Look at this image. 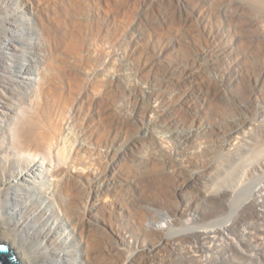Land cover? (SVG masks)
I'll return each mask as SVG.
<instances>
[{
	"label": "bare ground",
	"instance_id": "obj_1",
	"mask_svg": "<svg viewBox=\"0 0 264 264\" xmlns=\"http://www.w3.org/2000/svg\"><path fill=\"white\" fill-rule=\"evenodd\" d=\"M71 1L0 0V243L13 250L20 264H264V211L259 208L264 205L254 199L256 184L253 182L247 191L239 193L223 184L242 161L256 157L264 150V124L254 123L255 130L249 128L247 131L244 130V120L236 122L233 119L230 123L226 117L215 116L209 124L216 130H211L212 126H209L210 131L201 136L198 146H195V136L187 129L194 123L192 119H201L195 112L206 110L203 104L207 98L215 111L221 112L222 99L216 93V87L219 89L220 83L225 94V74L231 70L220 68L224 61L220 65L218 62L227 59L233 63L237 58L232 44H229L232 49L226 45L222 50L215 48L218 46L215 40L224 35L217 34L218 31L211 32L209 28L211 22L217 26L221 11L215 9L213 16L216 17L211 21L212 8L207 7L210 11L206 12V6L201 1L197 16L190 15L192 19L185 18L184 23L189 28L191 25H202V29L197 26L198 33H193L194 29H191L193 35L179 34L189 44L177 38V42H173L172 39L148 56L157 54L158 59H166L169 63L168 70L158 69L162 74L160 78L157 76L155 83L159 87L168 85L171 90L177 87L182 91L175 89L173 93H166L164 88L161 92L158 86V89L153 86V91L150 90L147 95L143 89L141 97L134 94L132 102H142L144 96L148 101L151 99L153 104L151 107L149 103L148 108L155 113L150 119L152 128L162 132L159 135L161 138L152 136L155 137L152 141L161 145L163 137L168 136L175 139L174 144L179 149L150 153L145 163L140 164L141 167L127 168L123 172L119 169L122 168L120 161L132 156L138 145L132 132L131 141L128 139L130 142L124 147L118 146V149L115 147L107 152L111 161L101 170L89 161L91 156L88 155L87 160L86 153L92 151L90 147L72 143L68 135L71 132L65 128L66 123L70 122L67 125L69 128L72 121H64L61 109L70 103L72 94L81 89L80 81L71 74L72 70L68 72L74 79L71 80L72 85L68 84L72 87H68L70 90L63 95L58 82L61 74L54 63L59 49L76 52L81 45L79 34L82 25L74 18L68 19V22L62 18L66 16L62 11L66 8L64 3ZM73 1L74 10H80V0ZM96 1H92L97 5L94 7L96 13H99L98 8L108 11L121 23L130 22L139 7L135 0H102L103 6H98ZM153 1L157 5L164 0ZM188 1L191 0H178L176 7L184 9ZM233 1L240 7V14L244 11L258 23L264 21V0ZM155 16L151 14V24L160 35L164 32V23L154 21ZM236 18L237 21L241 17ZM181 22L173 16L165 24L167 28H174ZM142 35H128L133 56H145ZM251 42L240 39V46L264 55V39L254 38ZM48 57L53 61L50 67L44 63ZM194 58L205 60L206 68L202 66L196 70L188 65ZM263 69L259 68L258 76L252 78L255 85L260 82L264 85ZM211 81L215 84L214 90L210 88ZM99 87L92 84L83 93L87 98L90 91L98 92ZM201 89L202 92L198 91ZM85 104L87 108L90 106L88 99ZM95 104L97 114L108 105L101 97ZM119 114L117 111V123L120 117L126 122L134 117L131 111ZM206 114L204 112L203 117H207ZM102 116L104 121L95 132L85 127L83 135L88 144L101 145L100 138L109 129V122L105 120L107 117ZM220 152L225 155L223 159L227 164L220 161ZM174 153L180 157L174 155L178 157L174 158ZM262 165L264 168V162ZM142 174L148 175L140 177ZM137 181L145 199H134L130 205L102 201V197L106 199L109 193L119 192L121 186ZM123 207H126L125 212ZM139 208H145L146 212ZM96 212L100 218L93 222L91 215H96ZM150 213L161 217L156 216L159 220L149 222ZM124 216L129 219L125 222L131 223L134 229H125L127 226L119 222ZM241 227L244 229H239ZM221 238L226 243L215 244ZM211 242L213 245H210ZM250 251L256 253L251 259L248 257ZM206 252H211L210 257H206Z\"/></svg>",
	"mask_w": 264,
	"mask_h": 264
},
{
	"label": "rangeland",
	"instance_id": "obj_2",
	"mask_svg": "<svg viewBox=\"0 0 264 264\" xmlns=\"http://www.w3.org/2000/svg\"><path fill=\"white\" fill-rule=\"evenodd\" d=\"M72 1L64 3V6L66 8H64L62 11H64L66 16L64 15V16H62V18L64 17L63 19H65V21H67V22L71 18H74L76 21H78L82 25V30L79 34V39H80L81 45H80V48H78V50L76 52L65 51L62 48L59 49V51L57 52L54 63H55V65H57L56 67L58 68V72L61 74V75L59 74L60 76L58 78V82H59L60 87H62V89H61L62 93L63 92L65 93V94L63 93V95H66L67 92L70 90V88H69V90L67 88L72 87V86H70L68 84L72 85V81L74 80L73 77L70 78L71 75H68L69 71L73 70L72 72H74V74L72 72H71V74L76 75V79H78V82L80 81L79 85H80L81 89L78 88V90H76L72 94V99H71L70 103L68 102L66 105H64L65 108H62L63 110L61 109V111H62V116L64 118V121L67 120L65 122L72 121L71 126L69 127L70 129L67 126V125H69L70 122L68 124L66 123V125H65V128H67L66 131L69 132V130H70V132H71L69 134L67 133L68 135H70L69 139L71 141H73L72 143H74L77 146H78V144H79V146L81 144L82 147H83V145L84 146L88 145V147H90V150H92L93 152L88 151L90 154L86 153V157L88 155H89V157L91 156L89 158L90 160L88 159V157H87V160H89L94 167H96L98 169L101 168V170H102V167L105 166L106 164H109L110 163L109 161H111L110 157L106 155L107 152L110 150H113L115 147L118 149V146H120L121 148L124 147L127 142L131 141L132 136L138 145H137V148L133 150L134 152H133L132 156L126 157L120 161L119 165H121L122 168L120 167L119 169H122L123 172L127 168L133 169V168L138 167V166L141 167L140 164L142 165L143 163H145L146 159L150 156V153H155V152H157V153L162 152L163 153L164 150L165 151L170 150L171 148H172V152H174L176 149H179V147H177L174 144L175 139L168 137V136H166V137L164 135H163L164 137L162 136L163 139H162L161 145H159L157 143L155 144L153 142L156 135L158 137H160L162 135V132H160V130L152 128V121H151L152 119L151 118H153L155 113H154V111L149 110L148 105L150 103V106H151L153 104V102L150 101L151 99L148 101L146 96H144L145 99L143 98L144 100H142L143 103L141 102V100H139V103H137V100L132 102V99L135 98L136 94L137 95L140 94L139 97H141V90L142 89L144 91V94L147 95V93L150 90L154 89L153 86H155L156 89L160 88L159 90L161 92H163L162 90L165 89L166 91L164 90V92H166V93H171V92L173 93L172 90H175V89L178 92L182 91V89L180 90V88H177V87H175L171 90V86L168 87V85L167 86L161 85L162 87L161 86L159 87V84L155 83L156 80L158 79V77L159 76L161 77V74H162V72L159 71L158 69L163 68L165 70H168L167 67H168L169 63L167 62L166 59H163V58L158 59L157 54L151 55V57H148V56L154 50H156L158 48H162V45L170 43V41L172 39H173V42H177V40H176V38H177L180 42H182L186 45L189 44V42L186 43L187 39L185 38L186 39L185 40L184 37H181V35H179V34H182L183 36L193 35V33H198V29L199 30L202 29V27H201L202 25H196V26L191 25L192 27L190 26V28H189V26L184 23L186 21V19L188 20L192 15L197 16L196 12H198V7H199L200 3H202V2L206 6V10H205L206 12L210 11V8H212V10L210 11V20L211 21H214V19H215L214 17H216V16H213L215 11L216 10L221 11L220 15L219 14H217V15H219L222 20L219 17H217L219 23L217 22V26H216V25L212 24V22H211L209 29L211 32L215 31L214 33H217V31H218L217 34L224 35V36H220L221 37L220 40L219 39L215 40V42H217L218 46H216L215 42H212V44L215 43V46H216L215 48H217V49L220 48V50L226 48V46H228L229 48L232 47L233 50L235 49V52H236L238 59L236 58L233 61V63H231L232 61L229 63L227 61V59L226 60L221 59V61H220L221 63L218 62V64L220 65L224 61V63L222 64L223 66L220 65V68L223 69V67H224V69H225V67H227L231 70L230 72L228 71L225 74L226 75V87H225V94L226 95L222 93L224 91L222 90L220 83H219L220 86L218 85L220 90L216 87V90H217L216 93H218L219 96L221 95L220 98L222 99V105L223 106H222L221 112H216L214 106L209 101H207L208 100V98H207L203 104V106L205 105L204 109H206V110L195 112V115L199 116L201 119H199V120H198V118L192 119L194 123H192L191 126H193V127L190 126L189 128H187L196 138L195 146H198L197 144L200 142L201 136L210 131L209 126H212L211 130H213V129L216 130L215 126H213L212 124H209L210 119L213 120V117L215 119V116L219 117V118L226 117L229 121H231L230 123L233 122V119H235L236 122H241L242 120H244V125H246V126H244V130H247V131L249 130V128H251V129L254 128V125H255L254 123H256L258 125L264 124V85H262L261 82L258 83L259 85L258 84L255 85V83L252 81L253 77L258 76L259 68L260 69L264 68V55H262L260 52L253 53L250 49L247 50V48L240 46V39L244 40V38H245L249 43H252L251 40L254 38H258V39L263 38L264 39V25H263L264 21H262V23H261L262 25H261L260 23H258V21H256L257 19H255V20L252 19L253 17L251 18L250 15L246 14L247 12L244 13V11L241 9L240 10L243 11V13L240 14V11H239L240 7H238L236 4H233L232 3V2H234L233 0H231V1L230 0H191L190 2L192 4H190V2L188 1L187 5L184 8L186 10H184L183 8H177L176 7L178 0H164V1L159 2L157 5L155 4V1H153V0H135V2L138 3L139 7L135 11V13L133 14L132 20L128 23H126V22L121 23L120 20H116L115 18H112V15L110 14V12L100 11V8H98L99 13H96L94 7H96L97 5L95 6V4L92 3L93 0H80V5H81L80 10H77V9L74 10V3H73L74 1L73 2ZM152 1L154 3H152ZM115 2L116 1L111 2L109 4V6H112L113 3H115ZM96 4H98V6L105 5L102 0H97ZM75 5H76V3H75ZM234 5L236 7H234ZM207 7H210V8H207ZM222 9L223 10L225 9V10L223 11ZM187 10H188V12H187L188 15H187V13H185ZM112 11H113V9H112ZM225 11H227V12H225ZM230 11H231V13H229ZM232 11L234 13H236V15L235 14L233 15ZM203 12H204V10H203ZM206 12H204L203 14H205ZM237 13L239 15H241L240 16L241 18L244 17V18H242L243 20L237 15ZM151 14L154 16L157 15V16L153 17L154 21H157V22L160 21L161 24L164 23L162 25L164 32H162V34H160V35H158L157 32L154 31V27H152V24H151L152 21L150 20ZM185 15L188 16V18ZM229 15L231 17H229ZM173 16H174V18L180 19V21H182L181 24H183V23L184 24L183 25L180 24V26L174 27V28H167L165 21L167 22L169 19H171V17L173 18ZM204 16L205 15H203V17ZM236 17H238V19L240 18L241 20L239 19L236 21V19H237ZM155 18L158 20H155ZM250 18H251L252 22L250 21ZM184 19H185V21H184ZM190 19H192V18H190ZM224 19H226V20H224ZM230 20L232 21V23ZM245 20H246V22H245ZM239 21H241V22H239ZM242 21L245 23H243ZM253 21L256 23L255 25H254ZM237 22H239V23L237 24ZM218 25H219V27H218ZM221 26H223V27H221ZM260 26H262V28ZM191 29L192 30L194 29L193 33H192ZM190 31H191V33H190ZM194 31H197V32H194ZM132 33L143 34L142 35L143 36L142 41H144L143 42L145 44L144 47H146V48H143V50H144L143 52L145 53L144 57H147V58H144L143 56L137 57V56L132 55L131 49H130L131 43H130L129 38H128V35L132 34ZM231 35H232V38H231ZM178 36H180L181 38H178ZM217 36H219V35H217ZM222 38H223V40H222ZM189 41H190V43H192V41L190 39H189ZM220 42L223 43L224 45L221 44ZM200 43L204 44L203 41H201ZM229 44L230 45L232 44L231 47ZM189 49H193V48L190 47ZM142 60H144V61H142ZM50 62H52V64H53L52 59L50 57H48L46 59V61L44 62L46 64L45 66L50 67V65H51ZM144 62H145V64H143ZM142 64L144 67L142 66ZM224 64L228 65L229 67L226 65L224 66ZM229 64H231V65H229ZM164 65H165V67H163ZM188 65H191V67L194 66L196 70H197V68L200 69L199 67H202V66H203V69L206 68L205 60L204 61H199V60L197 61L196 58L191 60V62L188 63ZM199 65H201V66H199ZM232 66H234V67H232ZM233 68L234 69L236 68L235 70L237 72L236 71L234 72ZM65 73L67 75H64ZM155 74H157V75H155ZM228 74H230L231 75L230 77H232V79L233 78L234 79L231 80V78L227 76ZM92 84L93 85L96 84L97 86H100L99 87L100 93H99V91L97 92V90L96 91L93 90V92L90 91L91 93L89 92V96H87V98H86V96L83 93V90L86 89L87 87H90V85H92ZM206 85H209V84H206ZM157 86H158V88H157ZM213 86H215V84L213 83V81H211L210 88L213 89ZM190 88H191V86H190ZM168 89H169V91H168ZM103 91H104V94L106 93L107 95L103 96L104 95V94H102ZM198 91L202 92V89L198 90ZM132 93H133V95H132ZM101 94H102V96H101ZM205 95L207 97H209L208 93H205ZM99 96L101 98H103L106 101V103H108V105H106L107 108L105 107L104 110H101L97 114L98 111H96V109H95L96 108L95 101L98 98H100ZM86 99L89 100V103H90L89 107L90 108L89 107L87 108L86 104L84 105V101H86ZM250 101H251V103H250ZM77 105H79V107ZM138 105H140V106H138ZM236 107H239V108L236 109ZM115 111L116 112L118 111V114H119V112H121L120 113L121 115H123L127 112H130V111L132 114L134 112V114H133L134 119L132 118V120H131L133 122H131L129 120H127V122H126V121L122 120L120 117L119 118L120 121H119V123H117L118 121H116V119H115V117H117ZM122 111L124 113H122ZM204 112L207 113L206 114L207 117H203V116H205ZM103 113H106V114H103ZM151 114H152V117H151ZM100 115L101 116L105 115L107 117L105 120L107 122H109L108 123L109 129L107 130V133L103 137L100 138L101 140L99 139L100 141H102L101 145H99V146L95 145L94 146L93 143H90V144L87 143V141L83 135V131H84L85 127L90 128L91 130H94V132L96 130H98L100 128L101 122L104 121V119L101 118ZM228 115H229V117H228ZM208 116H210L212 118H208ZM148 120H149V122H148ZM128 122H129V124H128ZM131 125L133 127H131ZM80 126H82V127H80ZM89 126H91V127H89ZM190 129H192V130H190ZM254 130H255V128L253 129V131ZM130 132L133 133L132 136H131ZM151 133H154V135ZM152 136H155V137H152ZM152 139H153V141H152ZM67 141H68V139H67ZM131 144H132V142H131ZM166 147H167V149H166ZM218 154H220V161L223 164H227L226 163L227 161H225L223 159V157H225V155L221 154V152ZM84 155H85V152H84ZM174 155L180 157V155H177L176 153H174L173 154L174 158H178V157H175ZM263 160H264V150L260 151L258 153V156L253 157L251 159L244 160V162L242 161V164L241 165L239 164L240 166L238 165L239 167H237L236 170L234 169V172H232L234 175L232 174L231 177L229 176L230 178L228 177L224 181L226 183H223V184H225L226 187H228L230 189H234L235 191H237L236 193H239L241 191L243 192L244 190L247 191V189L254 182L256 184V186L254 188V194H255L254 199H256V201L260 205H262V204L264 205V168L262 165V163L264 162ZM115 166H116V163H115ZM106 168H108V167H106ZM221 168H223V167H221ZM221 168H219L220 171H221ZM216 172L219 173L218 170H216ZM216 172H214V173H216ZM144 175L147 176L148 174H142V175H140V177H142ZM119 189H120V190H118L119 192H116L115 194L109 193V195H107V197L108 196L109 197L108 198L106 197V199H105V196L102 197V201L107 200L108 202H111V203L116 205L117 203H123V204L128 203L129 204L134 199H140V198L145 199L146 198L145 194L142 193L141 189L139 188L138 181L136 183H133V184L129 183L125 186H121ZM178 198L181 199L182 196H178ZM92 201L94 202V200H92ZM125 208L126 207L122 208L124 212L126 211ZM259 208H260V210L264 211L263 206H260ZM136 209L138 210V208H136ZM140 209L141 208H139V210ZM145 210L146 209L143 208L142 211H145ZM152 215H155V217ZM98 216H99L98 213L94 216L91 215L92 221L95 222V220L99 219L100 217L98 218ZM156 216H158L159 218L161 217L157 213H154V214L150 213V216H148L149 222H155L156 220H159V218H156ZM121 218H122V220H121ZM121 218H120L119 222H122L123 225L127 226V228H125V229H128V230L134 229V226L131 223L127 224L125 222V221L129 220L127 217L124 216ZM154 219H156V220H154ZM198 222H195V223H198ZM239 229H244V228L241 227ZM226 236H228V238L232 239L231 236H229V235H226ZM225 243H226V240H224L223 238H221V241L215 242V244H217V245H220V244L223 245ZM210 245H213V243L211 242ZM180 253L182 254L183 252L180 251ZM210 254H211V252L205 253L206 257H210ZM255 255H256V253L254 251L248 252V257L250 259L253 258Z\"/></svg>",
	"mask_w": 264,
	"mask_h": 264
},
{
	"label": "water",
	"instance_id": "obj_3",
	"mask_svg": "<svg viewBox=\"0 0 264 264\" xmlns=\"http://www.w3.org/2000/svg\"><path fill=\"white\" fill-rule=\"evenodd\" d=\"M0 264H20L13 250L6 244L0 243Z\"/></svg>",
	"mask_w": 264,
	"mask_h": 264
}]
</instances>
